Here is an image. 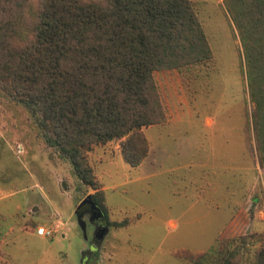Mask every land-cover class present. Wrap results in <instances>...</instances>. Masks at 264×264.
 I'll list each match as a JSON object with an SVG mask.
<instances>
[{"label": "rangeland", "instance_id": "rangeland-1", "mask_svg": "<svg viewBox=\"0 0 264 264\" xmlns=\"http://www.w3.org/2000/svg\"><path fill=\"white\" fill-rule=\"evenodd\" d=\"M194 1L212 58L155 71L167 118L142 127L146 155L131 166L120 139L88 151L109 219L128 220L109 225L95 257L94 228L86 212L85 228L75 213L93 189L45 143L28 110L0 92V264H82L84 257L87 264H189L177 252L206 250L226 237L217 234L230 204L252 195L262 202L264 163L239 35L224 0ZM198 193L207 205L184 212Z\"/></svg>", "mask_w": 264, "mask_h": 264}, {"label": "trees", "instance_id": "trees-1", "mask_svg": "<svg viewBox=\"0 0 264 264\" xmlns=\"http://www.w3.org/2000/svg\"><path fill=\"white\" fill-rule=\"evenodd\" d=\"M224 4L242 45L263 164L264 0ZM211 58L194 0H0V92L28 110L45 143L93 189L108 227L128 220L109 219L88 151L120 139L123 159L139 164L148 151L142 127L167 118L155 71ZM251 231L177 253L189 264H264V228Z\"/></svg>", "mask_w": 264, "mask_h": 264}, {"label": "crops", "instance_id": "crops-1", "mask_svg": "<svg viewBox=\"0 0 264 264\" xmlns=\"http://www.w3.org/2000/svg\"><path fill=\"white\" fill-rule=\"evenodd\" d=\"M195 196V195H194ZM252 197V198H251ZM246 198L242 205H229L230 213L227 221L222 225L221 230L218 232L217 236H232L237 233H242L247 230H260L264 227V212L261 209L260 204L264 205V195H262L263 200L261 203L258 202L256 195H252ZM191 202L186 205V208H183V211L186 212L188 209L193 207L198 202H203V196L201 193H198L194 198L190 200ZM218 207V205H216ZM252 207V208H251ZM209 211V209L207 208ZM251 210V213H250ZM218 215V214H214ZM171 224H174L171 221Z\"/></svg>", "mask_w": 264, "mask_h": 264}, {"label": "flooded vegetation", "instance_id": "flooded-vegetation-1", "mask_svg": "<svg viewBox=\"0 0 264 264\" xmlns=\"http://www.w3.org/2000/svg\"><path fill=\"white\" fill-rule=\"evenodd\" d=\"M80 210H82L84 213L86 212V217H88V219L90 220L93 228H94V234H93V241L91 243V245L93 246L95 250L96 248V241L100 240L98 238L99 233H101L103 227L105 225H107V221L105 220V222L102 221L101 217L99 215H97V211H95L94 209L91 208L90 204L84 203L81 207ZM98 239V240H97ZM91 251V250H90ZM82 264H87V261H85V257L82 260Z\"/></svg>", "mask_w": 264, "mask_h": 264}, {"label": "water", "instance_id": "water-1", "mask_svg": "<svg viewBox=\"0 0 264 264\" xmlns=\"http://www.w3.org/2000/svg\"><path fill=\"white\" fill-rule=\"evenodd\" d=\"M89 203L91 208L94 209L95 211H97V215H99L102 219L103 222H105L106 218L105 215L102 211V209L95 203V201L92 199L91 194L88 193L86 196H84L79 203L77 204V207L75 209V213L77 214V219L79 221V223L81 224V226L83 228H85V220L83 219V214L82 211L80 210V207L84 204V203ZM108 225H105L101 231V233H99L98 238H102V236L104 235L105 231L107 230Z\"/></svg>", "mask_w": 264, "mask_h": 264}, {"label": "built area", "instance_id": "built-area-1", "mask_svg": "<svg viewBox=\"0 0 264 264\" xmlns=\"http://www.w3.org/2000/svg\"><path fill=\"white\" fill-rule=\"evenodd\" d=\"M39 230H40L43 234H48V233H50V230H49V229L39 228Z\"/></svg>", "mask_w": 264, "mask_h": 264}]
</instances>
